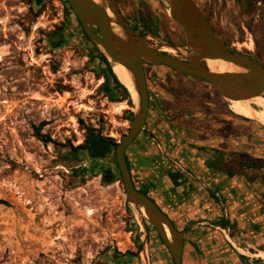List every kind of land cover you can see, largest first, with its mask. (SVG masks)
I'll return each mask as SVG.
<instances>
[{"label": "rangeland", "instance_id": "1", "mask_svg": "<svg viewBox=\"0 0 264 264\" xmlns=\"http://www.w3.org/2000/svg\"><path fill=\"white\" fill-rule=\"evenodd\" d=\"M195 1L232 49L264 63V5ZM120 3L147 20L148 41L186 48L161 0ZM95 46L65 0H0V264H163L154 248L158 233L128 202L123 182H105L71 152L91 130L120 142L133 122L127 102H113L102 87ZM157 67L146 66L152 104L159 100ZM177 75L170 80L176 94L217 90ZM36 127L52 142L39 139ZM104 162L116 166L115 148Z\"/></svg>", "mask_w": 264, "mask_h": 264}, {"label": "crops", "instance_id": "2", "mask_svg": "<svg viewBox=\"0 0 264 264\" xmlns=\"http://www.w3.org/2000/svg\"><path fill=\"white\" fill-rule=\"evenodd\" d=\"M157 68L159 100L132 157L137 188L184 232L183 264H264V169L227 171L237 160L264 164V126L236 114L218 89L176 94L178 72ZM154 248L170 264L159 238Z\"/></svg>", "mask_w": 264, "mask_h": 264}, {"label": "water", "instance_id": "3", "mask_svg": "<svg viewBox=\"0 0 264 264\" xmlns=\"http://www.w3.org/2000/svg\"><path fill=\"white\" fill-rule=\"evenodd\" d=\"M171 19L186 37L187 46L181 49L171 44H153L133 30L125 20L117 0H68L85 33L109 62L124 66L132 75L137 93L132 126L115 148L117 166L104 162L98 172H109L112 178L121 173L127 199L137 210L144 209L146 218L167 246L174 264H183L184 232L146 193L135 185L127 149L145 130L151 105L147 64L167 66L179 73L214 85L226 100H248L264 96V65L253 55L235 53L215 32L212 24L195 0H161ZM111 12V14H110ZM118 27L119 31H116ZM175 49L177 55L164 50ZM224 60L240 69L235 72H214L207 60ZM113 152V148L108 157ZM92 155V147L88 150ZM143 217V216H142ZM146 227V225L144 224ZM147 228V227H146ZM146 254V251H144Z\"/></svg>", "mask_w": 264, "mask_h": 264}, {"label": "trees", "instance_id": "4", "mask_svg": "<svg viewBox=\"0 0 264 264\" xmlns=\"http://www.w3.org/2000/svg\"><path fill=\"white\" fill-rule=\"evenodd\" d=\"M257 1H259V0H255V3ZM65 2L69 5L68 0H65ZM255 3H254V5H255ZM70 9L72 10L71 7H70ZM136 16L139 17V19H141V22H139V23L142 24L145 29L147 28L148 31H151L149 26L145 24V22H147V20H145V18L143 16H138V15H136ZM62 30H63V28L60 29V31H62ZM95 49L99 51L97 46H95ZM232 51L235 53H239L237 50H234V49H232ZM98 57H99L98 58L99 59V65L98 66H99L100 70H102V73L105 77V82H104L102 87L104 89H106V91H108V96H110V98L113 102H124V101L127 102L128 106L130 107V110L128 111L129 118L133 121V115H134L133 110L135 108V105L133 104V99H132V96H131L129 90L127 89V87L124 84H122L120 82L117 75L113 71L112 64L109 62L107 57L100 51H99ZM262 64H264V63H262ZM147 65L160 66V65H153V64H147ZM161 66H163V65H161ZM164 67L169 69V70H173L167 66H164ZM173 71H175V70H173ZM111 80L115 84L114 88H110V86H109ZM107 88H108V90H107ZM36 135L38 136L39 139H41L42 141H44L46 143L52 142V140L49 136H46L45 134L41 133V128L36 127ZM117 145H118V142L116 140H114L113 138L104 137L101 133H99V132L96 133L95 130H91L87 139L82 144H79L78 146L71 145V152L73 153V155L76 158H78L79 155H83L84 157H86L87 161L91 165V169L94 172L99 174L100 172H98V168L104 163V160L108 157L109 153L111 152V149L116 148ZM91 147H92L93 157H90L89 153H88V150ZM129 165H130V163H129ZM116 168L118 169L117 164H116ZM130 168H132L131 165H130ZM243 168L264 169V164L249 162V161L244 162V161L237 160V161H234V162L227 165V171L230 175L238 174L240 171L243 170ZM102 173L105 174L104 175L105 182H111L113 180H120L121 182H123L120 172H118V174L116 175L115 178H112V175L109 174V172H102ZM140 190L143 191L144 193L148 194L147 190H144V189H140ZM224 225H226V224H224ZM154 230H155V228H154ZM158 238L164 244L163 240L161 239V237L159 235H158ZM172 262H173V259H172Z\"/></svg>", "mask_w": 264, "mask_h": 264}, {"label": "bare ground", "instance_id": "5", "mask_svg": "<svg viewBox=\"0 0 264 264\" xmlns=\"http://www.w3.org/2000/svg\"><path fill=\"white\" fill-rule=\"evenodd\" d=\"M94 1L100 2L101 0H94ZM116 31H119L118 27H116ZM164 50L172 54L176 53L175 49L172 48L165 47ZM207 63L209 68L214 72H235L240 70L237 67H235L233 64H230L224 60L209 59L207 60ZM112 66H113V71L115 72L117 77L121 80L122 83H124L131 90L135 101H137L138 99L137 93L134 87V82L131 73L124 66L117 64L115 62H112ZM230 103H231L230 106L231 109L236 114L242 115L248 113L254 119L261 121L264 125V96L254 97L248 100H231ZM138 212L141 216L146 215L144 209H140V210L138 209ZM258 256L264 258V252Z\"/></svg>", "mask_w": 264, "mask_h": 264}, {"label": "flooded vegetation", "instance_id": "6", "mask_svg": "<svg viewBox=\"0 0 264 264\" xmlns=\"http://www.w3.org/2000/svg\"><path fill=\"white\" fill-rule=\"evenodd\" d=\"M120 1L121 0H117V3H118V6H119V8H120V10H121V12L123 13V16H124V18H125V20L130 24V26H131V28L133 29V30H135L136 32H138V33H140L142 36H144V38H148V29L146 28H144L143 27V29L141 28V27H139L138 25H136V23L138 22H141V19H139V17H137L136 15H132L131 13H126L125 11H123V9L121 8V3H120ZM258 5L260 6V5H264V0H263V2H260V0L258 1ZM259 12H260V8H259ZM139 19V20H138ZM140 24V23H139ZM145 24L147 25V22H145ZM150 28V27H149ZM59 36H60V34L57 36V38H59ZM61 37V36H60ZM62 38V37H61ZM61 38H59L60 40H61ZM63 39V38H62ZM229 46V45H228ZM230 47V46H229ZM231 48V47H230ZM232 49V48H231ZM256 51H258V48H256ZM239 53H241V52H239ZM256 57V56H255ZM259 61H260V59L258 58V57H256ZM261 62V61H260ZM262 63V62H261ZM264 65V64H263ZM149 91H150V89H149ZM135 142V141H134ZM132 145V144H131ZM130 145V146H131ZM129 146V148L127 149V160H128V164L130 163V165H131V167H132V157L133 156H131V154H130V150H133L132 149V147L133 146H131L130 147ZM134 151V150H133ZM133 155H134V152H133ZM130 165H129V167H130ZM130 170H131V173H132V168H130ZM132 176H133V173H132ZM133 179H134V176H133ZM134 182H135V179H134ZM135 185H136V182H135ZM136 187H137V185H136ZM148 229V228H147ZM149 230V229H148ZM167 247V246H166Z\"/></svg>", "mask_w": 264, "mask_h": 264}]
</instances>
